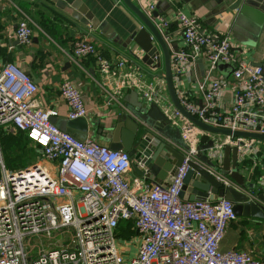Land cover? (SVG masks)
<instances>
[{"label":"built area","instance_id":"obj_1","mask_svg":"<svg viewBox=\"0 0 264 264\" xmlns=\"http://www.w3.org/2000/svg\"><path fill=\"white\" fill-rule=\"evenodd\" d=\"M132 1L168 45L183 43L173 52L171 64L176 94L185 110L213 127L264 134V67L239 62L231 82L216 75L219 63L235 62L230 32L206 29L181 11L176 13L178 29L174 31L165 19L153 16L158 8L155 0ZM32 37V23L25 17L17 25L15 38L26 46ZM72 52L77 59L96 58L104 75L125 66L103 57L91 40L75 41ZM198 63L204 65L203 78L198 77ZM142 76L127 75L125 82L129 87L144 86L145 103L161 108L186 146L184 163L170 187L144 177L132 186L126 178L132 170L126 151H113L92 140L81 142L62 132L51 121L53 113L36 105L39 87L32 77L15 63L4 65L0 128L13 127L26 134L43 161L56 171L42 159L13 171L1 163L0 264H262L251 253L221 248L228 227L237 220L234 203L180 197L190 162L205 168L225 187H234L221 173L224 149L237 148L242 164L258 154V140L202 131L174 108L170 98H162L159 89L165 82L144 85ZM193 76L201 107L186 96L184 87L176 85ZM228 90L231 105L222 111L220 102ZM60 94L69 120L86 118L83 96L72 82H63ZM204 135L213 143L211 148L202 149ZM201 153L210 164L198 159ZM122 223L131 226L137 238L126 240L120 249ZM132 250L134 257L126 259Z\"/></svg>","mask_w":264,"mask_h":264},{"label":"crops","instance_id":"obj_2","mask_svg":"<svg viewBox=\"0 0 264 264\" xmlns=\"http://www.w3.org/2000/svg\"><path fill=\"white\" fill-rule=\"evenodd\" d=\"M155 1L158 5L156 12L169 22L171 30L178 29L176 13L181 11L197 18L206 29L216 30L219 34L230 32L235 55V62L231 64L236 66L240 61L264 67V6L258 11L254 9V14L250 13L249 19L239 24L235 18L240 12V0ZM25 17L32 23L33 37L29 45L22 46L15 38V31ZM140 28L139 19L122 0H0V72L5 64L15 63L30 75L39 87L34 99L36 105L50 110L52 123L66 133H69L71 120L68 119L69 109L60 94V86L65 81L72 82L81 92L88 110L85 119L90 128L85 141L92 140L106 146L105 139H98L101 134H106L101 127L110 128L116 124L119 115L129 111L127 106L146 104L142 91L144 86L129 87L125 82L127 75L144 76L136 65L141 63L133 56L141 53L131 41ZM84 39L94 41L103 57L116 63L124 62V68H114L104 75L96 58H75L73 43ZM174 43L179 49L183 46L180 40ZM233 69L232 65L217 67L216 75L231 82ZM155 74H164V66ZM197 74L203 78V63H198ZM143 76L144 85L153 81L164 82L162 79L153 80L147 74ZM195 82L193 76L176 85L178 89L184 87L186 96L199 104L201 98ZM159 93L169 100L166 85L160 87ZM230 105L231 92L228 90L220 102V110L225 111ZM75 130V138L83 134L82 127ZM257 148L258 154L249 156L240 165V173L247 186L257 194H264V142L258 141ZM13 152L21 156L22 166L4 162V158L7 160L8 154ZM38 160L56 171L54 166L43 161L41 152L26 134L13 127L0 128V179L1 163L13 171L34 165ZM126 178L133 186L141 177L132 168ZM221 248L251 253L264 264V219L237 217L228 227Z\"/></svg>","mask_w":264,"mask_h":264},{"label":"water","instance_id":"obj_3","mask_svg":"<svg viewBox=\"0 0 264 264\" xmlns=\"http://www.w3.org/2000/svg\"><path fill=\"white\" fill-rule=\"evenodd\" d=\"M122 2L141 23L140 30L131 38L141 53L140 56L138 54L133 55L141 63L136 65L144 76L147 74L152 78L164 80L174 108L184 118L207 133L264 142V134L231 132L220 129L203 123L187 112L178 100L172 75L171 58L173 52L178 50L177 44L168 45L153 22L144 15L132 0H122ZM263 6L264 0H240L238 6L240 12L235 18L236 23L239 22L240 24L249 19V14H254V9L258 11V9H263ZM153 16L158 18V12H154ZM162 65L164 66V74H155ZM231 65L235 69L233 64L219 63L217 67L221 69ZM199 68L202 69L201 66ZM199 106L201 107V103ZM127 109L129 111L126 114L119 115L116 124L110 128L101 127V130L104 129L106 134H101L98 139L101 137L105 139L106 146L113 151H126L131 158L132 168L138 176L147 178L155 184L170 187L185 160L182 150H185L186 146L179 129L172 126L170 119L156 104L139 103L135 107L127 106ZM77 127L83 128V134L77 136L76 139L83 142L88 136L90 124L85 118L73 120L70 123L69 134L76 135L74 131ZM201 143L204 144L202 149L213 146L208 135L202 136ZM238 157L237 148L226 147L223 151L221 173L233 181L234 187H225L205 168L195 162H190V169L183 180L180 197L185 201L208 200L214 202L225 199L234 203V212L237 217L264 219V194H257L250 186H247L243 175L240 173L241 164ZM198 159L210 164L203 153L198 155Z\"/></svg>","mask_w":264,"mask_h":264},{"label":"rangeland","instance_id":"obj_4","mask_svg":"<svg viewBox=\"0 0 264 264\" xmlns=\"http://www.w3.org/2000/svg\"><path fill=\"white\" fill-rule=\"evenodd\" d=\"M4 162L6 164H8V165H10L11 162H15L16 165L19 166V167L22 166L23 163H24L23 160L21 159L20 155L17 154L16 152H13L12 154H8V158H7V160H6V158H4ZM136 236L137 235L134 234V232H133V234H130V233L128 234L126 232L125 233L124 232H120L119 237H121L122 239L118 243L119 244V248L121 249V247L126 244V240H133V241L136 240V238H137ZM135 247H136V245H133V244L131 245L132 249L135 248ZM134 254H135V251H133V250L129 254L128 253L125 254L126 259L134 257Z\"/></svg>","mask_w":264,"mask_h":264},{"label":"trees","instance_id":"obj_5","mask_svg":"<svg viewBox=\"0 0 264 264\" xmlns=\"http://www.w3.org/2000/svg\"><path fill=\"white\" fill-rule=\"evenodd\" d=\"M27 137V136H26ZM28 139V138H27ZM29 140V139H28ZM21 157V156H20ZM120 232H126V233H130V234H133V231L131 230V226H127L126 223H122L120 229H119V235H120ZM131 236V235H130Z\"/></svg>","mask_w":264,"mask_h":264}]
</instances>
